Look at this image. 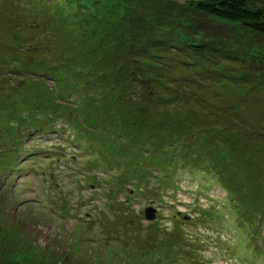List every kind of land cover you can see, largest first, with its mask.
I'll list each match as a JSON object with an SVG mask.
<instances>
[{"label":"rangeland","instance_id":"1","mask_svg":"<svg viewBox=\"0 0 264 264\" xmlns=\"http://www.w3.org/2000/svg\"><path fill=\"white\" fill-rule=\"evenodd\" d=\"M73 1L76 16L67 0H0V264H264V67L252 62L264 56V34L201 15L194 0H134L130 20L120 2L106 10L100 0ZM138 14L145 28L125 29L121 18L131 24ZM109 18L124 37L88 48ZM187 35L209 44L183 47ZM124 41L147 46L135 51L141 66L158 67L165 87L146 112L147 141L138 133L115 143L85 126L88 141L56 117L35 128L12 106L43 81L42 91L68 94L60 109L75 114L93 90L79 81L85 65L98 54L102 70L130 64ZM32 100L34 115L47 99Z\"/></svg>","mask_w":264,"mask_h":264},{"label":"trees","instance_id":"2","mask_svg":"<svg viewBox=\"0 0 264 264\" xmlns=\"http://www.w3.org/2000/svg\"><path fill=\"white\" fill-rule=\"evenodd\" d=\"M42 1L46 2L47 0ZM114 1L120 2L116 7L117 9H120L121 5H123V7L129 8V13L126 14L129 17V20L133 16V12L138 11L135 4H133L134 0H125L124 2L118 0H100L99 3L104 4V9L108 10L114 5ZM105 2H107L108 4H105ZM76 5L77 4L73 0H67V10L69 9V13L73 14L74 16H76V13H78ZM91 5L95 6L94 3H92ZM190 5H192V7L201 15L215 18L224 23L241 24L247 28H250L251 30L264 34V2L260 0H194L190 3ZM7 7L11 8L10 5H8ZM112 12H114V9L111 10V13ZM129 20L128 18L126 20L125 17H123L121 18V24L124 23V28H127V30L132 29L133 33L136 31V27L137 29H144L146 26V19L141 14H138L134 18V20H132L131 24H128ZM136 20L138 21L136 22ZM103 21V27H105L106 25L107 28L104 29V33L100 36V40L96 41V38L89 39V41L83 39L79 40L77 44L75 43L77 40H74L71 44L72 47L70 49L72 51L73 48L76 49V46L81 44L80 41H88V44H86L87 47H91L90 49H94L96 46L98 47L100 43L106 42L108 40H115V36H120L121 38L124 37L122 33L121 35H119L117 32H115V29L112 28L115 20H111L109 18L104 19ZM148 28L154 29L155 25L152 24ZM198 31L201 32L202 28ZM177 35H179L178 32ZM191 36H184L185 40L183 47L186 45L188 46V48L197 51L202 50L201 48L204 44H209L207 40H203L202 36L199 40L195 41L191 38ZM196 36L197 35L193 33V37ZM10 42L12 41L10 40ZM93 45H95V47H93ZM112 45L113 44H109L110 49L112 48ZM124 45L130 48L131 51H133V55L130 58V64L120 63L119 66L108 67L102 70L100 67L106 66L103 59L104 54H98V57H100V59L95 57L94 63L92 62L91 66H89V64L85 65V68L83 69L84 79H78L79 81H81L82 87H93V90L90 91V95L88 97L83 99L84 103L79 100L78 105L75 109V114L71 115V113L60 109L64 105L67 106V104H62L61 101L63 99H66V95L68 94H64L61 97H58L57 95L60 91L59 89H57L58 91L56 90V92H54L55 96H53L51 92L42 91L43 88H48L43 81H41V83L29 84L23 90L24 95L21 100L15 102L14 104H12V106H18V108L16 109L25 112V116L27 117V119H25V123H29V121H31L29 125H37L34 126L35 128H43L42 126H49L48 124H51L56 117V119H59L66 128L75 130V132H82V139L85 138L88 141L90 137L84 131H82V128H84L85 126L93 130V135L98 136L99 134H102L105 135L106 138H110V136L113 137L115 139V143L117 141H122L126 145L128 144L127 142L132 139V136L130 135H135L138 133L144 134L143 137L146 138L147 141L149 137H153V134L152 130L146 127L147 121H149L148 118L147 121L145 119L146 112L149 111V108L151 107L156 108L157 104L153 97L155 99L157 98V100L163 98V90L165 87H163L164 83L162 79H155L156 74H158V72L161 73L158 67H155L152 64H148L146 68L149 67L150 70H152L154 73V76L148 77V75H146L145 73L146 68L141 66V62L138 59L139 54H137L135 51L139 53L147 51V46L142 45L141 47H133L130 43H126L125 41ZM57 46H61L64 49L65 44L64 42L57 41ZM1 47L8 46L4 44ZM43 48L45 49L46 47L43 46ZM57 53H60V51L56 50V54ZM256 57H258L257 60H252L253 64H256V67L258 69L260 67H264V56L259 55ZM66 59L68 60L69 57H66ZM101 60L103 62V65H95L97 63L96 61ZM113 60L115 61V58ZM51 63L52 61L47 59H43L40 61L39 66L43 65L45 69L43 73H45L46 75H48V73H52L51 67H53V64ZM144 64H146L145 61L143 62V65ZM120 67H123V70H121ZM121 74L122 76L128 74V76L122 77ZM144 86H146L145 89L143 88ZM27 89L28 92L26 91ZM34 89H38L40 91L39 94ZM167 90L165 91V93H168ZM32 97L36 99L34 101H42L45 98L47 99L44 101V106L38 107L34 115L30 114V110H27V108L32 107L30 102V100L33 101ZM106 98L110 99L109 101L111 105L106 108H101L98 103ZM22 100L23 102L17 105V103ZM93 104H95V107L90 109L89 105ZM163 105L165 104L163 103ZM44 108L47 109L46 113L44 114L45 118H42L44 116L42 115L41 117H39L40 119H42V122H39L37 117L40 116L38 114L39 110L42 111ZM81 112H83L82 114L86 118V121L84 120L83 125L80 124L77 119L78 114ZM52 113L55 114V116H52ZM156 117H159V115H157ZM163 123H167L166 118L165 120H162V124ZM160 127L161 126H158L156 128L158 129ZM164 127L165 129H167L166 126ZM175 138H178V136H175ZM92 139H96V137H92ZM169 141L171 142L170 144H172L173 149L175 148V145H178L177 141ZM127 149H131V147L128 146ZM108 152L103 150L102 154L107 156ZM124 163L126 162L124 161ZM126 176H128L127 173L119 175L117 177L119 180L117 181H125ZM172 176L173 173L171 177Z\"/></svg>","mask_w":264,"mask_h":264},{"label":"water","instance_id":"3","mask_svg":"<svg viewBox=\"0 0 264 264\" xmlns=\"http://www.w3.org/2000/svg\"><path fill=\"white\" fill-rule=\"evenodd\" d=\"M146 216L148 218H154L155 217V208H153L152 206H149L146 208Z\"/></svg>","mask_w":264,"mask_h":264}]
</instances>
